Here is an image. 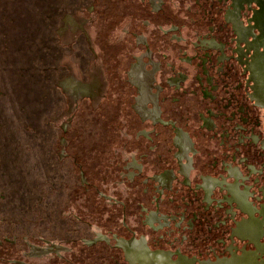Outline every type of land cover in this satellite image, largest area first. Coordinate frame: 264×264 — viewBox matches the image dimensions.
<instances>
[{
	"label": "flooded vegetation",
	"instance_id": "flooded-vegetation-1",
	"mask_svg": "<svg viewBox=\"0 0 264 264\" xmlns=\"http://www.w3.org/2000/svg\"><path fill=\"white\" fill-rule=\"evenodd\" d=\"M79 1L32 109L0 51V264H264L257 0Z\"/></svg>",
	"mask_w": 264,
	"mask_h": 264
},
{
	"label": "trees",
	"instance_id": "trees-1",
	"mask_svg": "<svg viewBox=\"0 0 264 264\" xmlns=\"http://www.w3.org/2000/svg\"><path fill=\"white\" fill-rule=\"evenodd\" d=\"M77 1L78 0L1 1L0 51L7 50L11 53V56L8 57L10 70L14 71V73L24 75L25 82L26 80H30L35 84L36 74H34V72L37 66L41 67L42 72L49 70L51 63L52 28L59 19V14L61 12L67 13L71 4ZM19 10L21 11L19 12ZM17 19H21L23 24L17 26L14 31L12 29L6 34L7 23ZM28 30L33 34L27 38L23 37L25 34L29 35ZM21 56H23L22 60L19 59Z\"/></svg>",
	"mask_w": 264,
	"mask_h": 264
},
{
	"label": "rangeland",
	"instance_id": "rangeland-1",
	"mask_svg": "<svg viewBox=\"0 0 264 264\" xmlns=\"http://www.w3.org/2000/svg\"><path fill=\"white\" fill-rule=\"evenodd\" d=\"M1 1L2 0H0V4H1ZM79 1V0H78ZM81 4H83V5H85V0H80L79 1ZM16 3H18V2H16ZM15 5H17V4H15ZM21 10H19V12H20ZM19 15H20V13H19ZM0 20H1V16H0ZM21 24H23V22L21 21V19H17V20H15V21H9L8 23H7V25H6V28H7V32H6V34H8V32L9 31H11L12 29H13V31L17 28V26H20ZM28 34L29 35H24L23 37H29L31 34H33V33H31V31L30 30H28ZM0 35H1V25H0ZM35 38V37H34ZM35 40V39H34ZM66 42V41H65ZM26 43V42H25ZM17 44H18V41H17ZM10 48V47H9ZM1 49V48H0ZM8 53H9V55H8V57H10L11 56V53L8 51ZM24 57H25V54H24ZM20 60H22L23 59V56H21L20 58H19ZM66 62H68L69 64H71V65H73V66H75V62L73 61H71V59H68V58H66ZM35 70V69H34ZM33 70V71H34ZM36 71H37V69L35 70V72H34V74H36ZM48 71V70H47ZM42 74L43 75H48V73H46L45 74V72H42ZM12 76V75H11ZM0 86H1V84H0ZM25 87H23V88H21V85H15V87H14V89H13V93L15 92V94L16 95H19L20 96V93H25V95H23V94H21L22 95V97L24 98V100H25V103H26V105H28L27 107L28 108H30V109H32V107H33V105H34V100L37 98L36 97V94H35V90H39V88H37V86L35 87V85L30 81V80H26V82H25V85H24ZM9 88H10V91H11V89L13 88V86H12V84H10L9 85ZM21 88V89H20ZM24 91V92H23ZM12 93V92H11ZM21 97V96H20ZM80 123V122H79ZM81 124V123H80ZM77 143H76V147L77 146H80V145H83V146H85V135H84V133H82V132H80V134L78 133V138H77V141H76Z\"/></svg>",
	"mask_w": 264,
	"mask_h": 264
},
{
	"label": "water",
	"instance_id": "water-1",
	"mask_svg": "<svg viewBox=\"0 0 264 264\" xmlns=\"http://www.w3.org/2000/svg\"><path fill=\"white\" fill-rule=\"evenodd\" d=\"M259 11L255 16V22L259 27L261 36L262 47H264V0H257ZM257 80L261 89L264 91V52L261 54L257 64Z\"/></svg>",
	"mask_w": 264,
	"mask_h": 264
}]
</instances>
